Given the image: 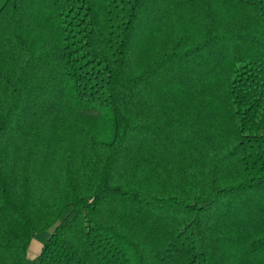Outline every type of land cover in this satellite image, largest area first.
<instances>
[{"label":"trees","instance_id":"obj_1","mask_svg":"<svg viewBox=\"0 0 264 264\" xmlns=\"http://www.w3.org/2000/svg\"><path fill=\"white\" fill-rule=\"evenodd\" d=\"M264 264V0H0V264Z\"/></svg>","mask_w":264,"mask_h":264},{"label":"rangeland","instance_id":"obj_2","mask_svg":"<svg viewBox=\"0 0 264 264\" xmlns=\"http://www.w3.org/2000/svg\"><path fill=\"white\" fill-rule=\"evenodd\" d=\"M50 233H51V229H46V230L38 231L34 234L28 248L25 264H33L32 257H36L39 254L43 244L47 240Z\"/></svg>","mask_w":264,"mask_h":264},{"label":"crops","instance_id":"obj_3","mask_svg":"<svg viewBox=\"0 0 264 264\" xmlns=\"http://www.w3.org/2000/svg\"><path fill=\"white\" fill-rule=\"evenodd\" d=\"M32 258H33V260H34L35 257H32Z\"/></svg>","mask_w":264,"mask_h":264}]
</instances>
